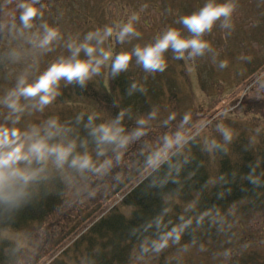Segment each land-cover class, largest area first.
I'll list each match as a JSON object with an SVG mask.
<instances>
[{
	"label": "trees",
	"instance_id": "16d2710c",
	"mask_svg": "<svg viewBox=\"0 0 264 264\" xmlns=\"http://www.w3.org/2000/svg\"><path fill=\"white\" fill-rule=\"evenodd\" d=\"M45 4L42 0L40 6ZM187 4L189 11L182 12L180 18L193 13V0ZM171 7L181 9L174 2ZM178 24L180 30L171 28L187 37V29ZM121 53L120 47H113V55ZM13 56L12 49L0 47V85ZM164 58V71L154 72L144 82L128 70L110 78L106 69L97 83L89 81L85 87L61 84L60 95L51 105L56 109L54 120L69 130L62 135L78 145L83 142L78 152L87 151L98 164L110 160L112 166L107 172L80 173L67 166L57 168L51 160L46 164L35 160L23 164L30 171H43L28 185L29 195L18 207L10 209L0 202V264H44L53 258L51 264H64V260L68 264H129L133 253L142 258L157 255L156 264H182L178 255L192 248L228 244L223 241L222 231L230 222H245L253 213H264V137L253 144L243 135L229 141L219 134L210 152L191 132L198 131L192 129L201 121L211 119L208 113L213 108L185 114L177 113L175 108L178 98H183L179 95L183 92L181 86L186 90L184 97L194 95L187 70L191 59L177 60L171 50ZM174 66L180 68L183 79L176 91L175 79L169 75ZM197 75L200 90L206 92L201 74ZM133 83L135 90H131ZM217 91L220 95V88ZM250 102L246 98L234 115L256 112L251 105L257 108L261 100ZM160 112L168 115L164 121ZM119 114L129 143L117 152L108 146L97 157L86 127L88 117H94L96 126L111 122ZM51 120H44L42 129ZM140 120L143 126L138 124ZM177 134L184 137V142L170 149L158 167L147 166L150 155L164 151L165 137ZM153 141L158 146H153ZM212 157L216 161L213 174L209 171ZM183 225L186 227L179 240L168 236ZM7 232L17 241L1 235ZM164 238L165 246L154 250L153 244L164 243ZM46 257L50 259L44 260ZM237 264H264V259L247 256Z\"/></svg>",
	"mask_w": 264,
	"mask_h": 264
},
{
	"label": "rangeland",
	"instance_id": "374dc122",
	"mask_svg": "<svg viewBox=\"0 0 264 264\" xmlns=\"http://www.w3.org/2000/svg\"><path fill=\"white\" fill-rule=\"evenodd\" d=\"M41 1L0 0V47L10 48L14 52L7 77L0 85V99L16 86L18 78L22 76L29 83L35 82L58 58L70 55L68 44L84 42L85 36L90 32L103 31L106 27L118 31L117 25L127 23L131 16L136 15L138 19L134 26L140 33L139 37H131L126 42L119 43L113 35L104 45L112 52L115 46V48L120 47L122 53H131L135 47L154 43L163 34L164 29L174 27L180 30L178 22L181 13L189 11L188 0H43L46 3L44 7L40 6ZM173 2L181 9L173 10L171 7ZM207 2L208 0H193V13L199 11ZM216 2L225 3L227 0H216ZM234 3L236 10L230 21L232 27L224 29L220 27L218 21L212 31L202 37L209 43L210 50L205 51L202 56L192 58L191 61L186 56L190 61L187 70L190 72L194 95L193 98L191 95L189 98L184 97L186 90L181 86L183 92L179 95L183 98L181 101L178 98L175 107L177 113L182 114L195 109L199 111L200 108L203 111L213 108L208 113V118L211 119L201 121L192 129L198 131L191 132V136H198L202 144L209 147L210 152L214 147L215 138L223 134L222 128H229L230 140L243 135L255 144L264 137V0H234ZM47 5L49 8L45 10ZM29 7L34 8L38 15L34 18V27L25 28L21 17ZM43 24L56 28L60 34L59 39L51 45V50L37 48L34 44L36 34L43 32L41 27ZM186 36L185 38H191L189 32ZM80 58H86L83 52L80 53ZM222 63L224 67L220 66ZM179 70L180 68L174 66L169 71V75L175 79V91L179 89L183 80ZM128 71L137 74L142 82L154 74V72H145L135 62L134 57ZM197 73L201 74L207 86L206 92H202L199 88ZM99 78L94 77L92 81L97 83ZM215 88H220V95ZM246 98L251 102L254 98L261 100L256 104L257 108L251 105L256 112L248 116L242 114L235 116L233 111L239 109ZM33 102L21 101L26 105ZM51 104L43 111L28 106L21 113H13L0 105V127L19 128L22 131H30L34 126L42 129L41 123L44 120L52 118L54 120L53 114L56 109ZM167 104L168 102L165 105ZM212 111L217 112L212 113ZM161 116V120L164 121L168 115L161 114ZM144 120L147 121L146 118ZM152 144L158 146L155 141ZM23 164L25 163L22 162L20 167L23 168ZM209 171L211 174L216 171L214 157L211 158ZM225 229L222 231L223 241L226 240L228 244L223 242L222 244L225 245L223 247L210 245L206 248H192L189 253L178 255L179 262L237 264L241 258L255 255L264 259V213H253L245 222L242 220L240 222L237 220L234 224L230 222ZM233 233L236 238L231 237ZM1 235L13 238L14 241L18 239L9 232ZM233 242L236 244L232 252L227 253L231 251L229 247L234 244ZM133 256L134 259L129 264H156L157 255L152 254L142 258L137 253H133ZM48 259L50 258L46 257L44 260ZM53 259L44 264H51ZM64 264H68L67 260H64Z\"/></svg>",
	"mask_w": 264,
	"mask_h": 264
},
{
	"label": "clouds",
	"instance_id": "9594fccd",
	"mask_svg": "<svg viewBox=\"0 0 264 264\" xmlns=\"http://www.w3.org/2000/svg\"><path fill=\"white\" fill-rule=\"evenodd\" d=\"M235 10L234 0H227L225 3L208 0L199 11L183 16L179 20V23L191 34V38H184L178 30L169 28L154 43L135 47L131 53L113 55L112 50L105 48L104 45L113 35L119 43H124L131 37H139L140 33L134 26L138 19L136 15L131 16L127 23L117 25L118 31L106 27L103 31L90 32L85 36L84 42L68 44L70 55L58 58L35 82L29 83L23 76L18 78L16 86L0 99V105L13 113H21L28 106L43 111L60 95L61 81L65 82V86L75 83L85 87L94 77L105 75L104 69H108L107 74L110 78H115L128 70L133 57L145 72H162L166 66L164 54L169 50L174 53L177 60H182L186 56L189 59L202 56L205 51L210 50L209 43L202 38L203 35L211 32L218 21L220 27L231 28L230 21ZM37 15L34 8L26 9L21 17L24 27H34L33 21ZM41 27L43 32L36 34L35 47L51 50V45L59 39L60 34L56 28L47 24ZM81 52L86 58H80ZM220 66L225 65L222 63ZM136 87L133 83L131 90H135ZM22 100L34 102L26 105L21 103ZM121 116L122 114H119L111 122L96 126H93L94 117H88L86 127L90 130L89 135L96 145L97 157L103 155L108 146L117 152L126 148L129 143V137L123 134L120 126ZM16 119L18 121L19 117L17 116ZM138 124L143 126L144 121L140 120ZM221 130L225 140H230L231 132L225 128ZM67 131L69 130L63 129L56 120L49 121L43 129L34 126L30 131L0 127V202L10 209L18 207L29 195L26 190L28 185L43 171V168L31 171L22 168L20 167L22 162L31 164L35 160L37 163L46 164L51 160L57 168L62 169L67 166L80 173L107 172L111 168L110 160L98 164L97 159L87 151L78 152V148L83 147V142L78 145L75 140L67 139L62 135ZM183 142L184 137L179 134L175 137H165L164 151L150 155L147 166L158 167L167 159L169 150ZM117 159H119L118 155ZM183 227L186 225L173 229L168 236H175V239L179 240ZM166 242L167 238H164V243H154V250L159 251Z\"/></svg>",
	"mask_w": 264,
	"mask_h": 264
}]
</instances>
